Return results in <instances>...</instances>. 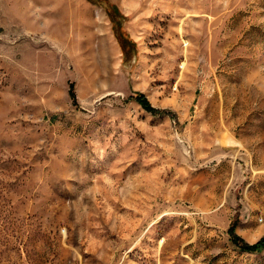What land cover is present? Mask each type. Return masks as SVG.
Here are the masks:
<instances>
[{
	"label": "rangeland",
	"instance_id": "obj_1",
	"mask_svg": "<svg viewBox=\"0 0 264 264\" xmlns=\"http://www.w3.org/2000/svg\"><path fill=\"white\" fill-rule=\"evenodd\" d=\"M264 0H0V264H264Z\"/></svg>",
	"mask_w": 264,
	"mask_h": 264
},
{
	"label": "trees",
	"instance_id": "obj_2",
	"mask_svg": "<svg viewBox=\"0 0 264 264\" xmlns=\"http://www.w3.org/2000/svg\"><path fill=\"white\" fill-rule=\"evenodd\" d=\"M232 236L234 237L236 243H238L241 240V238L237 237L234 234ZM238 246L242 251H249V252L259 251L264 246V237L253 244H247L241 240V243Z\"/></svg>",
	"mask_w": 264,
	"mask_h": 264
}]
</instances>
